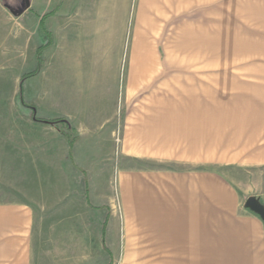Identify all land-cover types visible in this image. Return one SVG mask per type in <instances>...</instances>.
<instances>
[{
    "label": "crops",
    "instance_id": "1",
    "mask_svg": "<svg viewBox=\"0 0 264 264\" xmlns=\"http://www.w3.org/2000/svg\"><path fill=\"white\" fill-rule=\"evenodd\" d=\"M81 17L92 64L111 67L116 57L114 83L125 68L116 94L125 114L120 151L143 162L118 173L124 256L142 264H264V219L246 205L250 196L264 205V0H87ZM184 17L201 35L190 42V77L176 53L168 62L180 67L166 76L159 39L149 35L173 27L180 34L173 50H181ZM216 49L231 52L214 57ZM58 61L47 70L65 96L68 61L61 68ZM81 171L86 203L105 212L103 224L108 216L115 224L113 203L93 205ZM33 222L30 205L0 201V264H32Z\"/></svg>",
    "mask_w": 264,
    "mask_h": 264
},
{
    "label": "rangeland",
    "instance_id": "2",
    "mask_svg": "<svg viewBox=\"0 0 264 264\" xmlns=\"http://www.w3.org/2000/svg\"><path fill=\"white\" fill-rule=\"evenodd\" d=\"M86 2L29 0L26 6L25 0H0V201L23 202L32 207V264H142L124 256L117 193L119 170L133 165L141 168L143 163L125 160L120 151L125 114L119 113L121 99L116 94L122 89L126 71L122 66L120 82L114 83L111 80L116 75V57L113 56L111 67L92 64L93 49L79 33ZM57 5L60 7L56 16L46 20L53 44L43 53L45 65L41 72L25 79L24 99L35 103L36 116H63L76 129L79 140L72 160L60 127L33 120L19 91L22 75L37 67V47L47 40L39 16ZM128 20L130 29L131 17ZM190 21V17L183 18L181 50H173L174 39L180 35L169 32L173 27L167 26L166 33L149 35L159 39L153 42L159 43L158 60L163 63L166 76H172L180 67L168 62L169 54L173 57L176 53L186 70L184 78L190 77L191 58L196 56L190 42L192 36H201L196 31L192 34ZM129 42L128 33L124 37L123 64ZM110 43H114L112 36ZM219 51H214V57L231 52ZM56 59L58 68L68 61L65 96L62 81L47 70L48 61ZM81 170L88 178L91 203L112 202L118 214L115 224L106 225L104 237L105 212L86 203Z\"/></svg>",
    "mask_w": 264,
    "mask_h": 264
},
{
    "label": "trees",
    "instance_id": "3",
    "mask_svg": "<svg viewBox=\"0 0 264 264\" xmlns=\"http://www.w3.org/2000/svg\"><path fill=\"white\" fill-rule=\"evenodd\" d=\"M51 13H52V11L47 12L40 17V22H39L40 27L42 28V30L46 34L47 40L37 47V49H36V57H37V61H38L37 67L35 69H33L32 71L26 72L22 75V77L20 79V84H19V91H20L22 104L31 109V118L35 121L58 125L60 127V130L63 133L67 143L69 144L70 150L72 152L74 145L79 140V135H78L76 129L73 126H71L69 121L63 116H56V117H49V118L38 117V116H36L37 107H36L35 103L32 101H25V99H24V81H25V79L32 77V76L41 72V70L43 69V67L45 65V58L43 56V53L46 49H48L53 44V35H52L51 31L47 29V26H46V19ZM71 157H72V153H71ZM86 197H87V193H86ZM108 219H109V216H108ZM108 219H106L104 221L103 228H102V237H104V235H105V229H106Z\"/></svg>",
    "mask_w": 264,
    "mask_h": 264
},
{
    "label": "water",
    "instance_id": "4",
    "mask_svg": "<svg viewBox=\"0 0 264 264\" xmlns=\"http://www.w3.org/2000/svg\"><path fill=\"white\" fill-rule=\"evenodd\" d=\"M26 1V6L29 5V0ZM246 205L260 214L264 219V205L260 202V200L255 196H250L246 199Z\"/></svg>",
    "mask_w": 264,
    "mask_h": 264
}]
</instances>
